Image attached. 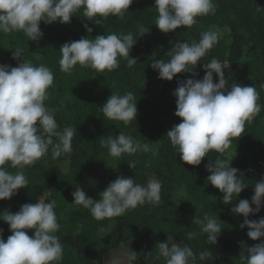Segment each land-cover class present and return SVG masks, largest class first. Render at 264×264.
Returning a JSON list of instances; mask_svg holds the SVG:
<instances>
[{"label":"trees","instance_id":"1","mask_svg":"<svg viewBox=\"0 0 264 264\" xmlns=\"http://www.w3.org/2000/svg\"><path fill=\"white\" fill-rule=\"evenodd\" d=\"M215 14L197 17L191 28H178L170 33L160 32L155 24L158 13L154 0H133L123 19L109 16L100 25L79 17L83 9L74 13L69 24L40 23L43 33L38 41H28L23 32L0 33V64L12 67L17 61L11 58L16 47L23 49V57L33 65L44 64L54 73L53 85L48 89L45 107L54 110L58 130L65 127L76 129L72 140V153L57 159L51 158V151L34 165L26 166L24 174L29 183L19 189L11 199L0 200V211L13 213L24 203H34L46 195L44 202L56 201L55 212L61 225L55 233L63 246V259L59 264H103L106 254L125 247L137 253L134 264H150L141 253L153 251L151 241L187 243L194 253L210 251L212 255L197 264H238L241 243L249 247L259 243L246 235L248 229L240 228L243 217L234 215L230 209L241 199L254 194L253 185L264 176V107L251 123L245 124V131L221 157L238 169L247 186L241 193L233 196V203L222 204V193L206 180L210 175L205 164L214 160L217 153L209 152L199 166H191L180 161L177 152L171 147L168 130L181 122L174 115L175 97L172 92L177 81L188 78L202 79L204 70L197 65V75L180 73L172 81L158 79V72L149 64L155 60L167 61V52L179 42H198L200 34L210 29H218L222 35L218 43L201 59L200 63L216 58L224 65L225 78L229 83L253 85L259 93V101L264 105V0H214ZM257 7H261L257 10ZM77 16V17H76ZM95 19H101L99 17ZM87 24L92 32H86ZM148 32L139 38V27ZM131 32L137 38L130 51V57L137 64L128 68L124 58L119 59V68L114 71L97 72L89 68L75 66L71 74L60 70L59 48L69 41L82 37L95 38L99 34ZM39 54L38 56L35 54ZM97 79L101 91L95 96L87 89L86 82ZM213 74V81L216 82ZM227 87V86H226ZM131 91L137 100L135 120L125 126L123 122L106 119L100 108L111 93L120 95ZM66 107V109H64ZM124 132L141 143H147L157 150V155L137 153L120 158L111 157L101 146L107 135ZM55 139V138H54ZM231 157H233L231 159ZM135 161L130 169L128 162ZM146 163L148 166L146 167ZM10 172L17 169L8 167ZM117 176L133 177L136 183L146 184L149 178L162 184L158 205L145 204L111 219L95 220L87 209L71 204L72 192L76 186L86 195L98 199V193L114 181ZM254 207V206H253ZM204 213L217 216L222 228L215 246L207 242V236L200 227L192 223L194 216ZM264 216V206L256 215L248 219L257 220ZM79 228L77 234V226ZM2 238L6 241L11 235L8 225L0 221ZM103 229V231H101ZM191 233V238L188 234ZM27 234L32 235V230ZM147 252V253H148ZM151 264H164L163 259L153 260Z\"/></svg>","mask_w":264,"mask_h":264},{"label":"clouds","instance_id":"2","mask_svg":"<svg viewBox=\"0 0 264 264\" xmlns=\"http://www.w3.org/2000/svg\"><path fill=\"white\" fill-rule=\"evenodd\" d=\"M132 2L0 0V33L19 31L28 41L38 42L43 36L39 27L41 22L66 25L75 16L74 13L83 9L79 17L100 25L109 16L123 19ZM153 7L158 13L154 25L165 34L181 27L191 28L197 23V17L214 15L216 11L214 0H154ZM260 8L257 7V10ZM97 17L101 19H95ZM83 27L88 33L93 30L87 24ZM148 30L141 25L139 38ZM221 35L218 29H210L200 34L198 42L176 43L167 52V61L155 60L149 66L158 72V79L166 81H172L180 73L195 77L197 65L204 70L202 79L177 81L172 95L175 97L174 115L181 122L173 125L165 135L180 161L188 165L199 166L209 152L218 154L205 164L206 171L210 173L206 180L223 194L220 202L229 205L233 203V196L237 197L247 186L240 179L243 174L221 157L230 148L232 140L243 135L245 124L251 123L264 105L258 103L259 93L253 85L229 83L220 60L212 58L209 62L200 63L218 43ZM137 40L129 32L99 34L94 39L82 37L65 42L59 48L60 70L71 74L74 67L79 65L97 72H111L119 68L118 58H124L126 66L132 68L138 63L130 57ZM11 58L17 61L15 67L0 64V200L11 199L19 189L27 187L29 181L24 174L25 167L34 165L49 150L52 159L70 155L73 151L72 140L76 135L73 127L58 130L54 110L45 107L48 89L54 82L52 70L44 64L35 66L25 60L23 49L19 47L12 50ZM213 74L217 78L215 83ZM260 87L264 89V84ZM99 108L106 119L120 121L127 126L136 118L137 100L131 91L123 95L114 92ZM101 146L109 156L115 158L149 152L157 155V150L149 144L141 143L124 132L105 136ZM6 165L17 171H8ZM127 165L134 169L136 162L130 161ZM161 189V182L154 178H149L142 185L136 183L133 177L117 176L98 193V199L87 196L82 188L76 186L71 193V204L87 209L99 221L122 216L145 204L158 205ZM253 190L250 201L241 199L230 209L232 214L243 217L239 226L248 229L247 237L259 241L250 247L241 243L238 264H264V216L257 220L248 219L264 206V176L256 181ZM46 198L45 195L37 202L24 203L15 213L7 209L0 211V221L6 223L11 232L5 241L2 238L3 229H0V264H59L62 261L63 246L55 235L61 228L55 212L56 201L44 202ZM217 220V216L204 213L202 217L194 216L191 221L200 227L207 236V242L213 246L217 244L222 231ZM80 227L82 225L77 226V234ZM28 230H32L31 236L27 234ZM191 235L189 233L188 238ZM155 249V256L153 251L145 254L146 259L151 257L150 264L161 258L164 264H197V260L204 261L212 255L210 251L196 254L187 243H176L174 240L169 243L168 238L166 242H158ZM136 261L137 253L129 249L124 254L114 255L110 264H134Z\"/></svg>","mask_w":264,"mask_h":264},{"label":"rangeland","instance_id":"3","mask_svg":"<svg viewBox=\"0 0 264 264\" xmlns=\"http://www.w3.org/2000/svg\"><path fill=\"white\" fill-rule=\"evenodd\" d=\"M86 86H87V89L92 92L95 96H98L100 94V91H101V83L98 82L97 79H92V80H89L86 82ZM66 109V107L64 108ZM153 178V177H152ZM151 248L152 250H155V245L156 243L152 240L151 241ZM128 251L127 248L125 247H120L118 248L117 250H114L108 254L105 255L104 257V260H103V264H110V260L111 258L114 256V255H117V254H124ZM148 251H144L143 253H141L142 256H144L145 254H147Z\"/></svg>","mask_w":264,"mask_h":264}]
</instances>
